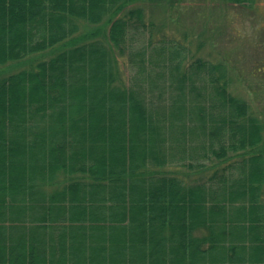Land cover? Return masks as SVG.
<instances>
[{
  "label": "trees",
  "instance_id": "1",
  "mask_svg": "<svg viewBox=\"0 0 264 264\" xmlns=\"http://www.w3.org/2000/svg\"><path fill=\"white\" fill-rule=\"evenodd\" d=\"M131 1L0 0V66L66 44L78 21L106 16L117 54L139 57L132 84L121 76L122 55L113 60L100 38L0 76V264H264V124L227 92L222 70L210 79V107L229 108L222 155L252 149L246 188L224 184L217 198L212 185L150 168L185 111L187 76L198 91L194 75L217 65L198 57L183 66L171 76L180 98L169 96L180 103L155 105L166 77L159 83L150 71L158 66L149 68L150 36L130 42L146 26Z\"/></svg>",
  "mask_w": 264,
  "mask_h": 264
},
{
  "label": "rangeland",
  "instance_id": "2",
  "mask_svg": "<svg viewBox=\"0 0 264 264\" xmlns=\"http://www.w3.org/2000/svg\"><path fill=\"white\" fill-rule=\"evenodd\" d=\"M133 7L144 9L146 26L142 27L145 32L142 29L133 30L130 42L133 46H141L147 44L150 36L154 43L147 48L152 61L149 68L158 64L150 71L154 77L160 74L166 77L167 95L163 99L156 98L155 105L163 102L162 106L172 104L174 108L180 103L170 100L169 96L180 98L179 90L175 87L177 81L172 80L171 76L184 75L183 66H188L198 57L217 65L214 71L209 69L211 75L207 70V76L202 73L205 78L201 80L197 79L198 75H194L198 91H192L194 85L187 76L186 98L183 101L186 107L177 119L178 126L173 127L174 138L170 133L166 134L160 142L162 151L158 154V160L149 167L154 170L164 169L166 173L177 175L186 185L202 182L212 185L217 198H220V190L224 184L233 185L237 192H241L248 183L250 168L245 159L251 156L249 154L252 149H228L226 156L222 155L225 148L222 150L218 142L222 132L220 123L224 112H228L229 108L224 109L219 104L210 107V93L215 90L210 85V79L213 75L220 77L222 70L226 71L229 81L227 92L237 99L245 100L251 115L264 124V0H133L128 3L127 9ZM135 20L134 18L132 23ZM107 21L109 22L108 16L98 24L78 21V31L66 39V44H57L22 59L8 60L0 66V76L31 68L55 56L65 47L71 48L83 43L81 39H103L108 43L107 49L113 60L116 56L119 59L118 56L123 51L118 55L110 43V23ZM163 40L166 41L165 44ZM180 44L185 49L180 50ZM160 46L165 52L153 51ZM121 59L125 63L124 67H119L121 76L125 83L130 79L132 84L136 69L130 64L132 60L138 61L139 57L127 51ZM225 63L226 69L221 66ZM157 80L163 84V79L157 77ZM164 112L169 113L168 110ZM172 119L171 116L170 121ZM262 165L264 166V160ZM53 189L54 187L47 190ZM262 199L264 201V187Z\"/></svg>",
  "mask_w": 264,
  "mask_h": 264
}]
</instances>
